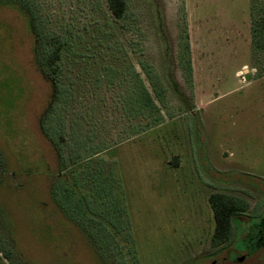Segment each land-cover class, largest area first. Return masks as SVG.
I'll return each mask as SVG.
<instances>
[{
  "label": "rangeland",
  "instance_id": "obj_1",
  "mask_svg": "<svg viewBox=\"0 0 264 264\" xmlns=\"http://www.w3.org/2000/svg\"><path fill=\"white\" fill-rule=\"evenodd\" d=\"M30 1L44 31L65 42L66 81L59 89L46 78L26 19L0 7V238L17 264H264V251L223 260L248 250L238 219L230 244L211 245L213 193L245 198L255 220L264 215V54L256 63L251 0H127L122 20L106 0ZM130 67L152 94L144 68L164 87L163 124L121 143ZM50 109L67 139L90 138L84 154L112 146L76 172L85 189L100 171L102 186L122 191L106 210L116 245L108 229L85 233L54 203L51 174L67 148L43 130Z\"/></svg>",
  "mask_w": 264,
  "mask_h": 264
},
{
  "label": "trees",
  "instance_id": "obj_2",
  "mask_svg": "<svg viewBox=\"0 0 264 264\" xmlns=\"http://www.w3.org/2000/svg\"><path fill=\"white\" fill-rule=\"evenodd\" d=\"M106 2L114 18L122 20L126 16L128 11L127 0H106ZM0 7H9L17 10L26 19L28 28L35 38V54L36 59L39 57L42 62L41 70L46 78L54 84L55 88L57 87L56 85H58L59 89L60 87L64 88V84H62V86L60 84L62 83L60 81L61 79H63V83L66 81L63 78L65 73L61 67L65 47V42L62 38L50 35L48 32L44 31L37 17L34 3L30 0H0ZM251 11L253 52L254 56H256V63L260 64V55L264 54V0L262 2L261 0H251ZM187 67L189 77H191L192 67L190 61H187ZM261 69L263 70L264 67ZM144 71L149 78L155 96L151 93L140 74L135 71L133 67L128 68L125 73H123L124 76L129 77V83L131 84H129L126 92L121 94L120 105L121 111L124 113L130 125V131L122 138L121 143L129 141L139 134L163 124V117L161 116L160 108L156 100L164 104V87L156 82L150 72L146 71L145 68ZM262 73L264 74V71ZM115 74L117 75V72ZM113 78H115V76ZM113 78H110L109 84L112 83ZM70 90L71 89H67L68 95L71 93ZM55 110L56 108L54 111ZM54 111L51 112L50 109V111L47 112L44 118L45 120L43 121V130L44 132L47 129L50 131L49 138L55 147H63L65 145V148H67L66 154L62 153V156L60 153L58 154V156L64 160L63 162H59L58 172L51 174L50 186L55 205L60 209L61 213L72 221V223H76V225L83 228L82 230H84L85 233L90 231V226H93V228L96 227L98 230L117 228V223L114 222L115 220L110 219V214L106 212L108 211L109 205L111 206L116 199V197L113 196L115 192L122 193V191L114 188L111 182H108L106 179H104V186H102L100 180H102L103 176L100 171L98 172L100 174L98 177L96 176L97 178L93 182L95 183L93 189L88 190V188H86V190L79 181L80 178L78 179L79 173L76 172L77 169L84 165L89 159L98 156V154L110 149L112 146L97 145L96 148H94V152L84 154L83 151L88 147L87 141L90 140V138H84V136H80L79 134L81 139H76V136L72 133L67 139L64 134V122H61V125L58 127L51 125V119L55 120L57 116ZM137 120H139V123H134ZM72 141H75V146L72 144ZM4 172V164L0 158V183ZM90 194L93 197L92 200L90 199ZM209 203L215 221L211 245L214 248H219L232 242L235 217L238 212L245 209L246 204L240 198L223 193H213L209 197ZM101 204L103 205V212H100L101 209H99ZM111 212L116 214L119 212V208L115 207ZM122 214L121 212V216H123ZM107 217L110 220L107 219ZM103 221H107L108 223ZM121 234H124L123 231H121ZM104 236L110 243H114V245L117 244L116 231L113 233L109 232V234ZM126 239H129L128 236ZM0 264H17V257L9 239L0 238ZM134 264H138L136 258Z\"/></svg>",
  "mask_w": 264,
  "mask_h": 264
},
{
  "label": "flooded vegetation",
  "instance_id": "obj_3",
  "mask_svg": "<svg viewBox=\"0 0 264 264\" xmlns=\"http://www.w3.org/2000/svg\"><path fill=\"white\" fill-rule=\"evenodd\" d=\"M240 198V197H237ZM242 199L246 207L242 211L238 212L235 219L237 221L240 220V224L243 226L242 227V232L243 228H247V231L245 233H242L244 235V241L247 244L248 250L246 251L245 249L238 251L235 247L233 250L230 252L227 251L226 256L223 258L225 262L227 261H237L239 262L240 258H243V262L248 261L251 256V252L254 251V254H256V251H264V215L259 217V219L255 220V215L252 216V214L249 212L250 207L249 203L245 198H240ZM251 221L253 222V226L248 227V223ZM249 228V229H248ZM215 264V263H214Z\"/></svg>",
  "mask_w": 264,
  "mask_h": 264
},
{
  "label": "water",
  "instance_id": "obj_4",
  "mask_svg": "<svg viewBox=\"0 0 264 264\" xmlns=\"http://www.w3.org/2000/svg\"><path fill=\"white\" fill-rule=\"evenodd\" d=\"M242 261H243V258H240V259H239V262H242ZM213 264H214V263H213Z\"/></svg>",
  "mask_w": 264,
  "mask_h": 264
}]
</instances>
